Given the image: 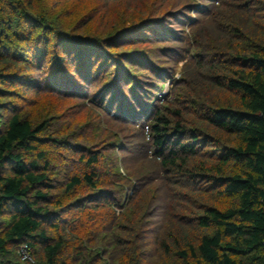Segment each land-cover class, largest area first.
<instances>
[{"label": "trees", "instance_id": "1", "mask_svg": "<svg viewBox=\"0 0 264 264\" xmlns=\"http://www.w3.org/2000/svg\"><path fill=\"white\" fill-rule=\"evenodd\" d=\"M0 264H264V0H0Z\"/></svg>", "mask_w": 264, "mask_h": 264}, {"label": "rangeland", "instance_id": "2", "mask_svg": "<svg viewBox=\"0 0 264 264\" xmlns=\"http://www.w3.org/2000/svg\"><path fill=\"white\" fill-rule=\"evenodd\" d=\"M184 64V62H182L181 64H180V66L177 68V70L182 66ZM178 76H180V71L178 70L177 71V75H176V77H178ZM167 87L169 88V86H168V83H167ZM168 88H166L165 89V91H163L162 93H160V95L158 96V97H161V98H164L165 96H166V94H167V92H168ZM36 109V108H35ZM94 112V111H93ZM82 113V115H85V113H83V112H81ZM70 114H68L67 115V120L68 119H73V117L72 116H69ZM82 119V117H79L78 118V120H76L77 121V124H79V123H81V122H83L84 120H81ZM73 126V125H72ZM134 163H135V161H134ZM126 164H127V168H126V165H125V162H124V164H123V168H122V170L124 171V172H126L125 171V169H127V170H130V171H133V170H137V169H139V165H136V163L135 164H133V161H132V163H129V162H127L126 161ZM124 203H126V202H124ZM124 205V204H123ZM122 205V206H123ZM122 212V210L120 211V209L118 210V213L120 214Z\"/></svg>", "mask_w": 264, "mask_h": 264}, {"label": "built area", "instance_id": "3", "mask_svg": "<svg viewBox=\"0 0 264 264\" xmlns=\"http://www.w3.org/2000/svg\"><path fill=\"white\" fill-rule=\"evenodd\" d=\"M21 254H22V256H23V259H29V255L26 253L25 250H23V251L21 252Z\"/></svg>", "mask_w": 264, "mask_h": 264}]
</instances>
